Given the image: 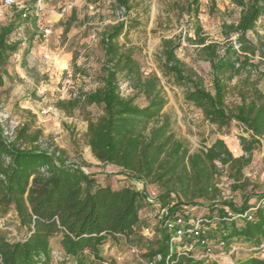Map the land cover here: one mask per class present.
<instances>
[{"label": "trees", "instance_id": "trees-1", "mask_svg": "<svg viewBox=\"0 0 264 264\" xmlns=\"http://www.w3.org/2000/svg\"><path fill=\"white\" fill-rule=\"evenodd\" d=\"M131 1L117 0L126 11L132 8ZM231 1L241 8V14L237 23L223 25L227 38L236 35L224 54L219 53L217 44L207 43L201 35L199 0H185L182 5L198 22L194 40L202 45L205 58L211 63L214 92L207 91L199 77L177 56L179 37L163 39L161 69L176 84L187 87L186 99L201 107L210 122L223 128L237 121L249 132V139L240 137L247 156L234 158L221 138L206 151L190 153L185 142L176 137L171 116L164 112L168 100L160 77L155 73L144 75L131 50H125L119 41L130 28L123 19L102 33L105 62L101 85L73 100L59 101L58 106L66 111L89 105L101 107L102 113L97 117L85 113L84 138L94 157L103 164L119 167L133 181L157 184L162 192L152 202L144 188L102 184L81 165L70 162L64 150L42 148L40 129L31 132V125L26 123L16 129L9 141L0 121V217L14 211L24 229L22 236L16 238L0 227V264H52L56 250L64 254L58 264H96V260L102 264V245L108 239L117 242L122 237L135 242L143 221H147L141 212L152 209L155 202L168 208L155 230L156 245L144 253L145 259L160 255L157 264H222L219 259L195 257L200 248L197 237L187 233L181 241H175L177 226L170 229L166 224V220L174 221L178 216L186 220L217 217V225L207 227L214 251L221 248L229 252L235 241H243L250 245V255L236 258L232 254L231 262L264 264V257L254 249L264 242V206L257 209L252 219L236 217L254 205L248 199L240 206L223 201L216 213L201 216L191 215L187 208L196 198L216 195L210 170L216 160L230 163L240 175L252 162L254 147L264 136V93L249 80V75L242 81L240 102L233 106L227 103L229 82L252 66L250 57H241L239 50L255 52L247 35L264 15V0ZM33 10L26 9L22 15L34 17ZM20 26L13 21L0 28V87L8 60L21 45V41L9 40ZM120 77L130 82L132 95L123 94ZM141 96L146 101L144 105L137 101ZM192 243L194 250L185 251L183 245Z\"/></svg>", "mask_w": 264, "mask_h": 264}, {"label": "rangeland", "instance_id": "rangeland-1", "mask_svg": "<svg viewBox=\"0 0 264 264\" xmlns=\"http://www.w3.org/2000/svg\"><path fill=\"white\" fill-rule=\"evenodd\" d=\"M184 2L132 0V8L126 11L117 0H0V28L13 21L21 24L10 36V42L21 41V45L11 54L3 71L4 84L0 87V117L5 129L14 136L17 128L29 123L31 132L42 131L39 141L42 148L64 150L70 162L81 165L100 183L114 188L131 185L144 188L152 197L159 195L162 189L157 184L133 181L119 167L103 164L92 154L84 138L87 130L85 113L97 117L102 113L101 107L89 105L66 111L58 106L59 101L73 100L101 85L105 62L102 33L126 19L130 28L119 41L125 50H131L144 75L155 73L160 77L168 100L164 112L173 120L176 137L185 142L191 154L206 151L221 138L234 158L246 157L240 137L249 139V132L237 121L223 128L210 122L201 107L186 99L187 87L176 84L161 69L163 39L179 37L181 46L177 56L199 77L207 91L214 92L213 69L205 58L202 45L194 40V29L199 22L203 29L201 35L207 43L217 44L219 53L224 54L228 44L236 40V35L227 38L223 25L237 23L241 8L231 0H199L196 22L192 12L183 9ZM36 6L41 7V20L50 29L47 40L42 37L36 19L22 15L26 9ZM247 36L255 52L239 50V54L241 57L248 55L252 66L229 82L227 103L231 106L240 102L238 93L243 90L242 81L247 75L264 93V15ZM235 48L239 49L236 42ZM120 84L124 95L134 93L124 77H120ZM137 101L141 105L146 103L142 96ZM214 163L215 167L210 170L216 195L194 199L193 205L187 207L191 215L216 213L223 201L230 200L240 206L247 199L251 205L264 199V136L254 147L252 162L241 170L240 175L230 163L222 160ZM6 217L18 236H22L24 229L19 226L15 212L11 211ZM155 222L151 225L156 229ZM147 223L143 221L140 236L133 243L124 237L117 242L108 239L101 247L102 264H144V253L156 245V234H143L142 228ZM233 246L236 247L233 253L236 258L250 255V245L245 242L235 241ZM221 252V248L216 249L217 259L222 264H229L234 256ZM95 263L100 262L96 260Z\"/></svg>", "mask_w": 264, "mask_h": 264}, {"label": "built area", "instance_id": "built-area-1", "mask_svg": "<svg viewBox=\"0 0 264 264\" xmlns=\"http://www.w3.org/2000/svg\"><path fill=\"white\" fill-rule=\"evenodd\" d=\"M33 15L36 19V24L39 28V31L42 35V37L47 40L50 36V29L46 28L43 21L41 20V7L40 6H36V8H34L33 10ZM23 16H27L26 14H24ZM0 121L2 122L3 126V120L0 117ZM5 128V127H4ZM4 136L11 141L14 136L9 134V132L5 129L4 130ZM155 197H152L151 195H149V200L150 201H154ZM264 201H257L256 203H254V205L247 210L245 213L239 214L236 217H241V218H248V219H252L254 213L257 211V209L261 206H264ZM167 208L168 206L163 207V205L160 202H155L154 203V207L152 209H148L145 208L142 210V215L144 218L147 219V225L143 226L142 230H143V234L147 235V236H152L155 235V227H153L151 225L152 221H156L155 222V226L157 227L158 223H159V219H161L166 213H167ZM228 209V208H227ZM235 217V216H234ZM7 217H0V227L3 229H6L9 233V236L13 237L15 236L16 238H19L20 236H18V233L16 232V230L8 224L7 222ZM219 218L215 217V219H203L201 217H191L190 219L186 220L185 217L183 216H178L174 221H170V220H166V224L168 225V227L171 229L174 226H177L176 229V234L173 238V240L175 241H181L183 236L187 233L193 234L195 237H197V239L199 240L200 243V248H198L195 251V257L198 258H212V259H217L218 255L215 253L214 251V247L212 245V240L211 238L208 236L207 234V227L209 225H212L213 227L217 225ZM183 248L185 251H192L194 250V244H184ZM255 250H257V255L264 257V242L260 244L259 247L254 248ZM133 251L136 252L137 249L133 248ZM236 251V247H232V249L229 252H225L222 251L221 254L222 255H232L233 253H235ZM54 262L52 264H58L60 261H62L64 259V254L61 251H55L54 252ZM161 259V256L158 255L156 256L155 259L152 260H145L144 264H157V261ZM231 264H233L231 262Z\"/></svg>", "mask_w": 264, "mask_h": 264}, {"label": "crops", "instance_id": "crops-1", "mask_svg": "<svg viewBox=\"0 0 264 264\" xmlns=\"http://www.w3.org/2000/svg\"><path fill=\"white\" fill-rule=\"evenodd\" d=\"M139 188V187H138Z\"/></svg>", "mask_w": 264, "mask_h": 264}]
</instances>
